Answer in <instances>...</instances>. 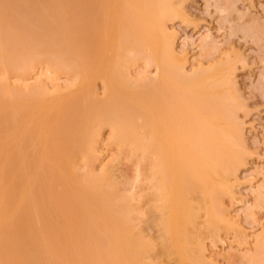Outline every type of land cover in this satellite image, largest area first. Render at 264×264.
I'll list each match as a JSON object with an SVG mask.
<instances>
[{"label":"bare ground","instance_id":"6f19581e","mask_svg":"<svg viewBox=\"0 0 264 264\" xmlns=\"http://www.w3.org/2000/svg\"><path fill=\"white\" fill-rule=\"evenodd\" d=\"M183 1L0 0V264L217 263L205 240L236 226L224 199L236 197L243 127L224 93L228 58L188 73L176 51L168 21ZM142 61L156 76L133 74ZM33 72L75 84L23 89ZM106 128L114 161L137 157L136 184L123 182L148 202L113 160L98 170ZM262 238L244 264H264Z\"/></svg>","mask_w":264,"mask_h":264},{"label":"rangeland","instance_id":"374dc122","mask_svg":"<svg viewBox=\"0 0 264 264\" xmlns=\"http://www.w3.org/2000/svg\"><path fill=\"white\" fill-rule=\"evenodd\" d=\"M179 3L180 2H178V4ZM182 3L184 11L186 12L184 15H187L185 17L184 15H175V18L169 19L168 27L169 31L174 34L177 53L180 56L187 57L186 67L188 73H192L194 69L199 70L202 64L204 68H210V65L214 64L215 61H220V59L223 61L224 58L225 62L227 61L226 58H228V62L234 65L232 67L234 71H232L233 74L230 78H233L231 80H233L235 88H231L235 91L233 93L231 88L229 89L226 87L224 93L227 92V98L232 95V100H230V97L228 99L229 103L230 101L231 103L233 102L229 104V106H233V108L230 106V113L231 115L235 113L234 116L237 117V120L241 122L243 127L244 146L237 148V152L238 150L244 152V164L238 168L239 179L235 184L236 199H231V197L229 198L227 196L224 200L229 207L231 206L230 211L234 214L236 220L234 222L232 221L231 225L236 222V226H231V228L230 225H228L230 228H227L229 229L227 230L225 229V225H223L221 231H219L220 233L216 235L218 237L220 235V237H216L217 241L214 242L213 240H216L215 236H213V239L211 235L207 234V236H209L206 240L204 238L206 243L204 244L206 247L205 250L207 251H205V254L209 255L208 258L210 259L212 256L213 259L216 257L214 259V261L217 262L216 264H244L246 260L242 257H246L244 255L249 256V254L251 255L255 252L254 248L255 246L257 247V242L260 240V237L264 239V0H184ZM38 67V71L41 70L42 72L43 65H41V68L40 66ZM155 67V65H146V63L143 62L140 65L138 64L137 67H134L133 74L138 76V73H140L139 75L141 77H153L156 76ZM201 67L200 69H202ZM36 72L33 73L36 74L37 77L32 73L30 76H32L33 79H27L24 80L25 82H21L22 85L25 84L24 87L22 86L23 89H26L27 84V87L30 85L28 87L30 88L31 86L42 83V80L49 83L50 88L48 89L51 91L54 90L55 87L60 88V85H62V89L75 84L72 77L65 73L59 72L58 74L48 72L56 76V78H54L55 81L53 79V81H50L49 79L53 78L52 76L48 79L47 76L46 78L43 74H38L41 72ZM2 80L3 76L0 71V81ZM102 85L100 80H97V83L95 82L94 84L100 94L103 90ZM233 95L235 97H233ZM232 111H234V113ZM107 129L108 128L103 130L104 137L102 136V141H104L100 144V150L102 149L100 153H102L100 154L101 161L99 159V163L97 162L98 170L101 169L104 163L107 164L109 159L110 161H114L115 157L112 158V156L117 155L115 146L111 145V148V146L107 144V137L109 136V129ZM136 158L135 156V158L133 157L131 160L129 159V161L128 158H126L127 160L123 158L122 161L120 160L121 162L117 160L114 161L115 165L117 164L115 167L116 179L119 178L117 179L119 182L122 181L121 183H123V185H127L125 187L126 190L128 188L127 182H132H129V184L132 185L135 182H133V180L135 179L137 162L135 163L133 161ZM117 167H119V169ZM123 180L128 181L124 184L125 181L123 182ZM121 183L119 186L122 185ZM132 185H130L128 189H130ZM136 187L134 185V188L138 192H136L134 188H131L130 191L135 190L134 193L136 192V198L140 199V197H142V200H140L144 201L143 197L145 198V194L147 193H144L145 196H141L144 190L140 192L138 185ZM146 192H149V190ZM139 194L140 196H138ZM145 199L147 200L148 196ZM140 200V205L142 204L141 206L147 208V203L146 205L144 204V206L143 202H140ZM148 200L144 201V203L148 202ZM151 202L152 201H150L149 204H151ZM141 214H139V216ZM141 216L138 217V221L142 224L135 220V224L139 223L136 226L139 228L143 227L142 232L146 236L147 233L145 231L149 229L147 231L148 238H151L152 234V238L155 237L158 241L159 236H156V234L159 233L160 228L156 231V227L158 226H151L150 221L149 223L147 222L149 218L147 216L144 218L143 214ZM144 220H146L147 225L150 227H146V222ZM199 221L202 222L201 219ZM152 230H155L154 233H158L154 234ZM246 235L248 239L244 238ZM242 238L244 242L241 240ZM157 241L155 242L157 243ZM157 251H154L156 254L152 252L153 255L155 254L157 256ZM157 257V261L154 256V260H149L151 262L152 260L153 262L156 261L155 264H157L159 257L161 258L162 256L158 255ZM164 259L167 261H164ZM170 259H174V262L164 257L162 260L160 259L161 262L159 261L158 264H177L175 263L176 259L174 257H170ZM210 259H208V261Z\"/></svg>","mask_w":264,"mask_h":264}]
</instances>
